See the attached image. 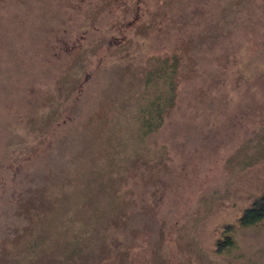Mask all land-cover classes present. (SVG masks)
<instances>
[{
	"label": "rangeland",
	"instance_id": "1",
	"mask_svg": "<svg viewBox=\"0 0 264 264\" xmlns=\"http://www.w3.org/2000/svg\"><path fill=\"white\" fill-rule=\"evenodd\" d=\"M263 194L264 0H0V264H264Z\"/></svg>",
	"mask_w": 264,
	"mask_h": 264
},
{
	"label": "trees",
	"instance_id": "2",
	"mask_svg": "<svg viewBox=\"0 0 264 264\" xmlns=\"http://www.w3.org/2000/svg\"><path fill=\"white\" fill-rule=\"evenodd\" d=\"M181 66L180 56L172 53L164 55L160 58L151 74L147 76L146 86L151 87L153 84L156 87H162L161 90L150 94L146 91L138 109L135 110L136 116L134 122L137 124L138 133H141L142 138L150 137L164 124V114L171 110L175 105L177 98L178 84L174 81V75L179 72ZM141 105V106H140ZM238 225L244 228L253 227L264 222V194L255 199L252 204L247 207L242 215L237 220ZM226 234L222 240L223 247L232 249L234 240L230 233V226H226Z\"/></svg>",
	"mask_w": 264,
	"mask_h": 264
}]
</instances>
